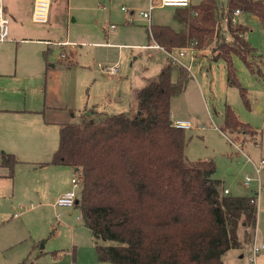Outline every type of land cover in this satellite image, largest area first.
I'll use <instances>...</instances> for the list:
<instances>
[{
  "label": "rangeland",
  "instance_id": "1",
  "mask_svg": "<svg viewBox=\"0 0 264 264\" xmlns=\"http://www.w3.org/2000/svg\"><path fill=\"white\" fill-rule=\"evenodd\" d=\"M202 1L191 0L193 6ZM228 4L229 0H218L221 10ZM123 6L134 10V22L127 20ZM147 7V0H53L49 24L30 21L25 27L31 31L0 41V140L6 137L27 147L26 153L18 154L10 151V146H0V152L14 153L21 161V173L17 171L14 179L2 176L6 169L0 166V264H72L76 259L74 235L84 245L80 259L90 258L95 239L78 218L80 209L54 208L57 199L48 194L50 183L59 179L72 188L71 178L77 172L68 167L54 170L57 164L41 163L50 162L58 149L62 124L79 122L85 108L98 114L94 106L111 114L128 112L134 88L147 85V77L157 78L168 55L162 49L140 46L154 44L149 38L150 24L169 25L177 31L186 29V24L176 19L178 8L160 4L152 11L149 23L141 15ZM107 24H115L116 33L108 35ZM235 24L248 28L245 37L256 50L251 60L256 70L264 71L262 22L243 11ZM38 39H50L49 43L69 39L74 44L61 47ZM232 59L237 85L229 83L225 59L214 58L210 48L192 63L190 54L183 57L191 71L186 88L173 96L171 105L174 119L195 123L193 129L185 131L188 158L214 160V177L223 180L225 188L234 195H251L258 191V182L245 186V176L256 178L253 162L264 158V111L258 110V105L264 107V79L239 55ZM71 60L77 63L70 65ZM116 64L120 72L109 74L105 68ZM178 74L177 69L172 73L175 81ZM228 106L258 134L223 132L220 128ZM261 182L264 186V169ZM261 198L254 235L242 248L224 254L223 264L257 263L249 257L255 234L257 241L264 243V190ZM70 226L75 227V234ZM239 233L242 239V229ZM61 250L60 256L54 255ZM256 261L264 264V252Z\"/></svg>",
  "mask_w": 264,
  "mask_h": 264
},
{
  "label": "trees",
  "instance_id": "2",
  "mask_svg": "<svg viewBox=\"0 0 264 264\" xmlns=\"http://www.w3.org/2000/svg\"><path fill=\"white\" fill-rule=\"evenodd\" d=\"M237 8L264 26L261 0H229L222 10L218 0H203L177 9L175 17L186 24V33L151 25L149 38L168 51L192 42L196 49L210 48L214 58L225 59L230 84H238L234 54L264 79V71L256 70L251 60L256 50L245 37L248 28L233 23ZM188 72L173 62L164 65L157 78L139 90L134 115L90 110L79 122L62 124L58 149L50 162L41 163L78 168L82 189L77 208L101 262L223 264L224 254L242 248L254 235L258 208L251 196L225 194L223 180L214 177V160H190L186 130L173 124L171 101L186 88ZM220 129L258 134L229 106ZM20 162L16 154L1 152L0 164L10 177Z\"/></svg>",
  "mask_w": 264,
  "mask_h": 264
},
{
  "label": "built area",
  "instance_id": "3",
  "mask_svg": "<svg viewBox=\"0 0 264 264\" xmlns=\"http://www.w3.org/2000/svg\"><path fill=\"white\" fill-rule=\"evenodd\" d=\"M148 1V7L146 10L141 11L142 17L151 23L152 20V11L156 7L157 4H160L161 6L166 7H176V8H189L192 5L191 0H147ZM53 0H33V9H32V21L38 24H46L49 22L50 18V12L52 7ZM103 8H106V5L103 6ZM122 10L127 14V20L134 22V10H129L127 7L123 6ZM243 11L240 8H237L233 12V23H236V18L241 15ZM152 24H150L151 26ZM107 28L114 30L117 26L115 24H107ZM10 35V19L6 15L5 9L2 5V0H0V41L8 40ZM196 42H192L191 44H188L185 47H180L173 49L171 51L166 50L164 47L160 46L157 43H154L155 45H148V48L154 49H162L164 50L168 57V62H173L175 64H178L180 66H183L187 68L189 71H191V65H188L184 60L183 57L190 54L191 61L194 60L195 57V47ZM61 46H67L72 43L69 41H62L58 42ZM178 51V54L176 53ZM62 57H65L66 54L62 53ZM106 71L111 75H117L120 72V66L118 64L105 68ZM173 124L176 128L190 130L193 129L195 124L189 120V119H173ZM255 171L257 174L256 178H252L248 175L245 176L244 184L245 186H250L254 180L258 182V191L251 194V202L255 204L259 210L261 206V192L264 190V186L261 182V172L264 169V158H262L259 162H253ZM81 178L77 174L72 178V188L67 190L65 193H63L55 202V205L57 207H67V208H75L77 207V204L80 200L81 195ZM225 194H230V190L228 188L224 189ZM15 216H18V214H15ZM58 217H60V213L58 214ZM79 219H83L82 213L81 217H78ZM264 250V243H259L258 241H255V245L253 247V254L249 257L250 262L256 261V256L261 253Z\"/></svg>",
  "mask_w": 264,
  "mask_h": 264
},
{
  "label": "crops",
  "instance_id": "4",
  "mask_svg": "<svg viewBox=\"0 0 264 264\" xmlns=\"http://www.w3.org/2000/svg\"><path fill=\"white\" fill-rule=\"evenodd\" d=\"M2 5H3L4 9H5L6 15L10 19V35H9V39H10V36H11V38L18 36L19 34H21L22 31L23 32H27L29 30L31 31V29H29L28 27H25V25L28 24V22L32 21L31 16H32V9H33V0H2ZM99 6H101L102 9H106V8H103L104 5H101L100 4ZM241 15H239V16H241ZM126 16H127V14H126ZM33 23H35V22H33ZM49 23H50V18H49V22L48 23H46V24H39V25H47ZM240 23H242V21H240ZM35 24H38V23H35ZM116 29H117V27L114 30H111V29L105 27V30L107 31V34L108 35L116 33ZM179 32L186 33L187 32V27H186V29L181 30ZM4 41H7V40H4ZM38 41H41V42L46 43V44H49V45L52 44V45H57V46H61V45L58 44V42H62V41H69L70 43H72L69 46H72L74 44L69 39L62 40V41L59 40V41H56L54 43H49L50 39H44V40L43 39H38ZM148 45H155V44H148ZM148 45H140V46H148ZM61 47H63V46H61ZM203 50L204 49H201V50L200 49H196V51H195V57L197 55H199V53L202 52ZM72 55L74 56V59H75L76 54H74V52H73ZM195 57H194V59H195ZM192 61L190 60L191 63H192ZM74 63L75 64L77 63L76 60L75 61L71 60V64L70 65H72ZM166 64H168V60H165V62L162 65V67L164 65H166ZM153 80H154V76H151V77H147V80L145 82H147L146 84L148 85ZM141 84H143V83H141ZM147 85H145V86H147ZM139 86H141V85H138L133 90V94H132V96H133V102H132V106H131L130 110L128 112H118V113H125V114H128V115H134V114L138 113V92H139V90L141 88L145 87V86H143V87H139ZM121 99L122 98L119 97L118 98V101H120ZM94 107L97 108V110L99 111V113L111 114L109 112L100 110L97 106H94ZM88 109H90V108H85L83 112L84 113L87 112L86 110H88ZM171 109H172V105H171ZM258 110H259V112H262V111H264V107L262 105H258ZM113 114H116V113H113ZM172 118L173 119L175 118L173 111H172ZM177 118H179V117H177ZM0 146H2V147L10 146V147H8V149L10 151L15 152V153H18V154H19V152H25L26 153V149H27V147H26L25 144H20V143L19 144L18 143L16 144L14 142H11L6 137H4L3 139L0 140ZM1 152H6V151L3 150ZM1 152H0V154H1ZM0 166H2V165H0ZM19 166H20V164H18V166H17V171H18V173H21ZM57 167H59L58 169H62L63 167H68V168L74 170V172H75V169L73 167L67 166V165H56V166L52 167V169L55 170V169H57ZM4 168L6 169V171H5V173L2 176L10 177L8 175L9 174V169L6 168V167H4ZM75 175H77V173ZM10 178H13L14 179V177H10ZM72 178H71V183H72ZM254 181H256V180H254ZM50 185L52 186V188L48 190V194L51 195L52 196L51 198H53V199H58L63 193H65L67 190L70 189V185L64 184L61 181V179H59L57 181H53L52 183H50ZM53 187H55V188H53ZM52 206L54 208H57V206L55 205V203H53ZM67 209H71V208H67ZM69 214H72V212L70 211ZM80 220L83 221L82 218ZM70 228L73 230V232L75 234V231H76L75 230V227L70 226ZM243 233H244V231L242 230V235H243ZM75 237H76V235H74V238H73L74 244L72 245L73 246L72 247V251H73L76 259L74 260V262L72 264H103V263H111V262H101V261H99L98 254H97V250H96V254H95V251H94L96 249L95 243H93L94 248H91V250H90V253H89V257L90 258L82 259L81 260L79 256H80V253L84 250V249H82L84 245H82V243L79 240H77ZM242 238H243V236H242ZM255 241H257L256 234H255ZM43 247L44 246L42 245V248ZM57 252L60 253V254L63 253L62 250L61 251H57ZM262 252H264V250ZM255 263L256 264H259L258 261H255Z\"/></svg>",
  "mask_w": 264,
  "mask_h": 264
},
{
  "label": "water",
  "instance_id": "5",
  "mask_svg": "<svg viewBox=\"0 0 264 264\" xmlns=\"http://www.w3.org/2000/svg\"><path fill=\"white\" fill-rule=\"evenodd\" d=\"M75 171H78V168H76Z\"/></svg>",
  "mask_w": 264,
  "mask_h": 264
}]
</instances>
